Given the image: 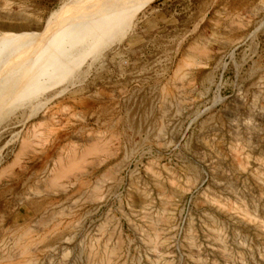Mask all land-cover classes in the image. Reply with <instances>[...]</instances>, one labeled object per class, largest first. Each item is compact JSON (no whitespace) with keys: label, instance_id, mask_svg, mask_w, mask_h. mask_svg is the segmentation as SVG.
<instances>
[{"label":"rangeland","instance_id":"374dc122","mask_svg":"<svg viewBox=\"0 0 264 264\" xmlns=\"http://www.w3.org/2000/svg\"><path fill=\"white\" fill-rule=\"evenodd\" d=\"M71 1L0 0L40 75L2 97L0 264H264V0H148L108 40Z\"/></svg>","mask_w":264,"mask_h":264},{"label":"bare ground","instance_id":"6f19581e","mask_svg":"<svg viewBox=\"0 0 264 264\" xmlns=\"http://www.w3.org/2000/svg\"><path fill=\"white\" fill-rule=\"evenodd\" d=\"M147 1L148 0H73L70 2L69 9L65 12V15H67L69 11L75 10L78 7V5L81 4L80 13L77 14L73 13L70 15V18L69 17L67 18L70 22L87 23L85 21V18L87 19L92 11H96V13L100 14V17L96 19L97 21L90 22L91 24L105 25L114 22V24H112L111 26L112 28H110V30L108 31L109 35L106 38L108 40V38L112 36V33L118 32L125 26V24L130 20L131 16L134 13L142 10L146 6ZM34 35L35 34H31V32L30 34L29 32L21 33V34H12V35H8L7 37L8 39L6 38L4 40V46H5L4 50L0 51V104L3 102L2 97L9 91L8 90L9 86L15 80L18 83H24L27 85L31 83L36 78V76L40 77L39 73L36 71V68L39 63L37 61L38 58L33 56L34 51L33 48L30 46V44L25 43L26 39L28 40L29 38L34 37ZM106 39L105 41L98 44V46H96L95 48L93 49L91 48L86 53H82L79 57L80 58L92 57L96 53V51H98L99 48H102L106 44L107 42ZM29 41H32V39ZM177 70H178V74L181 73L180 68ZM183 77L184 76H182V79ZM38 88L39 87L30 89L29 91L26 90L22 94L24 95V94L34 93L38 90ZM12 101L13 100H9L8 102H12ZM4 106H5V101L0 105V110Z\"/></svg>","mask_w":264,"mask_h":264}]
</instances>
